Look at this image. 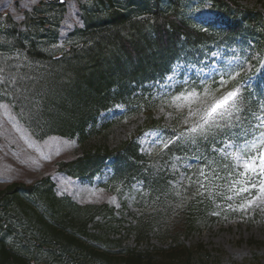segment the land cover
<instances>
[{
    "label": "trees",
    "instance_id": "trees-1",
    "mask_svg": "<svg viewBox=\"0 0 264 264\" xmlns=\"http://www.w3.org/2000/svg\"><path fill=\"white\" fill-rule=\"evenodd\" d=\"M88 1L82 5L84 26L72 31L70 46L59 51L55 41L60 37L61 21L54 5L35 7L36 14H26L22 23L0 22V76L7 83L4 91L14 97L16 110L36 133L77 134L84 140L98 115L119 102L130 111L148 113L154 101L137 95L135 86L162 77L175 59L193 50L237 39L254 40L264 49V12L250 10L235 0H210L213 11L232 20L227 32L218 34L193 28L182 15L178 0ZM55 52L62 56L55 58ZM156 123L152 114H146L144 126ZM211 131L217 140L221 129L213 127L206 133ZM205 139L207 143H203ZM178 140L167 143L160 151L163 156L192 153L200 159L188 172L187 185L195 190L185 189L188 194L182 203L173 196L170 176L141 165L146 158L137 153L133 141H124L118 149H87L76 160L59 162L58 168L84 177L97 172L112 156L115 185L110 189L128 187L134 180H141L145 187L142 199L150 212L130 227L135 242L147 243L153 229L164 226L163 217L169 221L165 233L177 240L183 232H191L198 215L206 214L210 199L216 194L225 196L226 188L222 171L214 181L210 175L215 173L217 161L203 148L207 149L211 139L203 134L183 139L181 135ZM153 157L158 159V153ZM176 204H182L180 209ZM113 214L106 203L77 205L68 196L56 195L47 178L11 184L0 190V264H211L210 252L200 256L177 242L155 252L122 246L103 233L104 224L95 222L97 216L112 218Z\"/></svg>",
    "mask_w": 264,
    "mask_h": 264
},
{
    "label": "rangeland",
    "instance_id": "rangeland-1",
    "mask_svg": "<svg viewBox=\"0 0 264 264\" xmlns=\"http://www.w3.org/2000/svg\"><path fill=\"white\" fill-rule=\"evenodd\" d=\"M39 1L0 0V22L4 21L5 16L8 15L16 21L20 20L19 10L30 9ZM86 1L67 0L62 19L65 27L63 31L68 32L74 25L80 23L77 16L82 9L81 5ZM235 1L248 9L264 11V0ZM182 3L190 4L186 10L183 9L189 19L200 23L212 20L211 3L208 1L182 0ZM223 70L233 72L239 77L244 76L250 87L255 88L258 85L262 91L260 95L262 110L256 117L255 136L244 141L228 140L221 147H213V150L218 151L221 157L233 163L235 170L242 171V162L241 166L237 167V161L233 159V154L254 151L251 148V143L264 131L261 128L260 120L261 117H264V54L259 55L256 50L238 47H232L228 50L225 48L204 50L201 55L189 61L174 63L172 74L167 77V83L170 84V87L175 81L186 83L191 79H198L204 83L214 75H220ZM159 87H163V84L157 85L156 89ZM164 89L168 92L172 87L169 89L164 87ZM186 95L184 96L186 97ZM192 99L198 101L202 99V96L198 94L196 97L186 98L179 103V106L193 104ZM0 105L8 106L7 109L0 107V189L13 182H41L49 177L54 181L53 189L58 192L60 197L68 195L73 202L82 205L109 203L114 211V218L108 220L105 217H98L95 218V221L100 225H105L102 229H104L105 234L112 235L109 237L117 238V241L124 246L137 248L138 244H135V235L130 231V227L131 224H134L135 216L140 215L142 211L134 193V189L140 188V185L134 184L132 191L109 193L100 184L106 180V176L110 172L109 168H105L91 180H82L60 173L57 171L56 163L64 159H76L89 144L107 146L112 149L121 145V142L132 138V136L140 143L141 152L153 151L159 143L156 139L158 134L155 131L144 132L141 136L137 134V129L144 125V116L138 114L131 116V118H117L116 114L113 115V111L117 110L115 107L108 116V119L112 120L115 117V122L109 129L101 131L82 144L77 137L62 138L45 131H41L45 136L39 138L31 127L23 122L8 102H0ZM155 118L163 119L164 125H171L175 120L169 111L161 107L155 110ZM245 144L248 145L247 148H245ZM195 160L197 159H193V157L178 156L169 162V168L161 164L166 168V171H174V180H171L172 188L175 189L174 195L179 190L184 189L185 170L190 168ZM185 194L188 192L177 194L176 197ZM247 198L248 194L238 199H228V197L216 199L215 203L210 206L211 210H208V213L200 218L197 226L194 225L196 227H192L191 233L184 232L180 235V242L187 248L196 249L199 254H205L206 251L210 252L212 254L211 264H264V203L241 210L239 205ZM163 220L164 226L169 225V221L165 217ZM109 225L113 227L108 228ZM171 225H173L172 218ZM159 226L153 229L147 243L143 242L138 246L139 250L155 252L157 249H169L175 244L171 239L163 237L165 227ZM175 228L178 230L180 226L175 225ZM183 229L186 231L185 222Z\"/></svg>",
    "mask_w": 264,
    "mask_h": 264
},
{
    "label": "snow or ice",
    "instance_id": "snow-or-ice-1",
    "mask_svg": "<svg viewBox=\"0 0 264 264\" xmlns=\"http://www.w3.org/2000/svg\"><path fill=\"white\" fill-rule=\"evenodd\" d=\"M238 94L239 90L230 91L206 104L202 109H198L197 112L190 111L192 115H200V123L195 128L190 129V131L200 130L203 132L206 130V126L215 125L217 120L231 117L235 110V98ZM197 95L195 92H190L187 93L186 97L182 94L175 99L192 98ZM0 107L7 109L8 106L0 105ZM260 120L261 126L264 127V117H261ZM247 147L248 145L245 144V148ZM251 148L254 151L233 154V159L237 161V167H240L242 162L243 170L236 173L239 178L232 181L229 190L235 196L243 197V194H248V198L244 199L243 203L239 205L241 210L264 203V131L251 143ZM228 199H233V197L230 196Z\"/></svg>",
    "mask_w": 264,
    "mask_h": 264
},
{
    "label": "water",
    "instance_id": "water-1",
    "mask_svg": "<svg viewBox=\"0 0 264 264\" xmlns=\"http://www.w3.org/2000/svg\"><path fill=\"white\" fill-rule=\"evenodd\" d=\"M51 1L58 2V1H60V0H51Z\"/></svg>",
    "mask_w": 264,
    "mask_h": 264
}]
</instances>
